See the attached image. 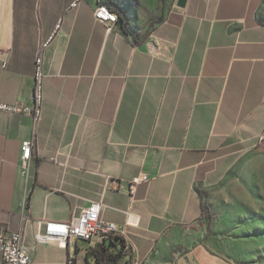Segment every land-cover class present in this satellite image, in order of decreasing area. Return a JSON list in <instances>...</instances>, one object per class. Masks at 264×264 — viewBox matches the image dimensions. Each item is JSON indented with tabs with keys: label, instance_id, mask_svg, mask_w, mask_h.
I'll return each mask as SVG.
<instances>
[{
	"label": "crops",
	"instance_id": "1",
	"mask_svg": "<svg viewBox=\"0 0 264 264\" xmlns=\"http://www.w3.org/2000/svg\"><path fill=\"white\" fill-rule=\"evenodd\" d=\"M127 1L0 0V101H29L39 53L45 72L38 122L0 110V232L21 231L31 264H95L101 237L36 240L93 201L138 264H188L200 187L264 161V0H169L148 32L125 27Z\"/></svg>",
	"mask_w": 264,
	"mask_h": 264
},
{
	"label": "rangeland",
	"instance_id": "2",
	"mask_svg": "<svg viewBox=\"0 0 264 264\" xmlns=\"http://www.w3.org/2000/svg\"><path fill=\"white\" fill-rule=\"evenodd\" d=\"M168 1L123 2L125 27L148 32L162 19ZM199 191L201 216L179 234L187 263L264 264V161L243 157L230 177Z\"/></svg>",
	"mask_w": 264,
	"mask_h": 264
},
{
	"label": "built area",
	"instance_id": "3",
	"mask_svg": "<svg viewBox=\"0 0 264 264\" xmlns=\"http://www.w3.org/2000/svg\"><path fill=\"white\" fill-rule=\"evenodd\" d=\"M94 13L98 20L107 24L108 28H111V24L117 22L119 18L118 14H112V10L106 9L105 6H100V3L95 8ZM60 25L61 20L57 22L56 29ZM47 43L48 41H45L42 47ZM44 80L43 59L39 53L35 60L34 86L29 101L27 103L0 101V110L9 113L27 114L38 122L42 114ZM34 144V139H26L22 142L21 152L25 162L30 160ZM144 179L142 176H135L128 182V191L132 196H134L138 185ZM102 208V202L93 201L87 207L81 209L79 214L68 222L46 220L44 231L36 234V240L38 242L54 241L61 245H66L68 242H76L81 239L93 240L95 237L103 239L109 236L114 237L116 229L123 226L103 220L101 218ZM0 250L1 264H31L33 261L31 249L23 243L21 231L0 232ZM125 251L127 255L131 254V256L128 261L122 259L121 264H138L135 250L130 240H126ZM71 262L72 260L70 259Z\"/></svg>",
	"mask_w": 264,
	"mask_h": 264
},
{
	"label": "trees",
	"instance_id": "4",
	"mask_svg": "<svg viewBox=\"0 0 264 264\" xmlns=\"http://www.w3.org/2000/svg\"><path fill=\"white\" fill-rule=\"evenodd\" d=\"M113 10L105 3H100ZM114 11V10H113ZM119 17V16H118ZM122 19L121 17L118 18ZM106 242L98 249H92L95 258V264H121V260L127 259L125 251V241L122 236H109L105 238Z\"/></svg>",
	"mask_w": 264,
	"mask_h": 264
},
{
	"label": "bare ground",
	"instance_id": "5",
	"mask_svg": "<svg viewBox=\"0 0 264 264\" xmlns=\"http://www.w3.org/2000/svg\"><path fill=\"white\" fill-rule=\"evenodd\" d=\"M100 6H105L103 4H100ZM106 9H109L107 6H105ZM111 10V9H110ZM112 14H117L115 11L112 10ZM125 230L122 227H119V229H116V232H114V236H124Z\"/></svg>",
	"mask_w": 264,
	"mask_h": 264
},
{
	"label": "water",
	"instance_id": "6",
	"mask_svg": "<svg viewBox=\"0 0 264 264\" xmlns=\"http://www.w3.org/2000/svg\"><path fill=\"white\" fill-rule=\"evenodd\" d=\"M187 3V0H177V5L180 7H184Z\"/></svg>",
	"mask_w": 264,
	"mask_h": 264
}]
</instances>
